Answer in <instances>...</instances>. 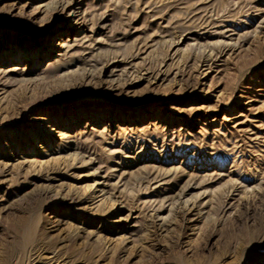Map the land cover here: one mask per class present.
I'll use <instances>...</instances> for the list:
<instances>
[{
  "label": "rangeland",
  "instance_id": "rangeland-1",
  "mask_svg": "<svg viewBox=\"0 0 264 264\" xmlns=\"http://www.w3.org/2000/svg\"><path fill=\"white\" fill-rule=\"evenodd\" d=\"M43 1L0 0V264H264V0Z\"/></svg>",
  "mask_w": 264,
  "mask_h": 264
},
{
  "label": "bare ground",
  "instance_id": "bare-ground-1",
  "mask_svg": "<svg viewBox=\"0 0 264 264\" xmlns=\"http://www.w3.org/2000/svg\"><path fill=\"white\" fill-rule=\"evenodd\" d=\"M79 1L77 0H47V1H43L40 4V10H45L46 8H53L57 14H59L58 17H60V21L62 20V22L64 23H69V28L73 31V33H81L82 32V28L84 26V23L82 21V13L79 10ZM86 25V24H85ZM226 29V28H225ZM86 34V33H85ZM82 33V35H85ZM81 37V36H80ZM83 37V36H82ZM73 38V37H72ZM75 38V37H74ZM79 38V37H78ZM85 38V36H84ZM77 39V38H76ZM86 40V39H85ZM66 41V40H65ZM63 38H60V40L53 45L54 48H56L57 51H61L64 50L65 48H68L66 43H65ZM83 41V40H82ZM80 41V42H82ZM73 42H71L70 44H72ZM79 43V42H78ZM68 44V43H67ZM225 44H227L225 42ZM229 44V43H228ZM69 47H71L68 44ZM227 47V46H226ZM225 47V48H226ZM66 51V50H65ZM62 54V53H61ZM14 69V67H12ZM17 68V67H16ZM19 68V66H18ZM17 68V69H18ZM210 68V67H208ZM11 69V68H10ZM22 69V68H21ZM206 69V68H205ZM11 71V70H10ZM8 71L3 72V74H7ZM145 73V72H144ZM7 76V75H6ZM4 79V78H3ZM2 81H0V92L2 91ZM5 91V89H4ZM244 109V108H243ZM242 113V112H241ZM240 113V114H241ZM244 115V114H242ZM56 130V129H55ZM63 129H57L55 132L57 133V135H61V133L63 132ZM133 134V133H132ZM62 137V135H61ZM64 138V137H63ZM60 139V138H59ZM61 140V139H60ZM132 141V140H131ZM137 145V144H135ZM143 147V146H142ZM141 147V148H142ZM143 149V148H142ZM140 152V151H139ZM127 155V154H125ZM129 157V156H128ZM106 176V175H105ZM159 179V178H158ZM162 179V178H161ZM157 180V179H156ZM156 182V181H155ZM163 182V181H161ZM160 182V183H161ZM102 182H96L95 188H97ZM159 183V180H158ZM103 185V183H102ZM96 191H100V189H95ZM98 193V192H97Z\"/></svg>",
  "mask_w": 264,
  "mask_h": 264
}]
</instances>
